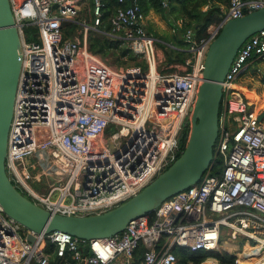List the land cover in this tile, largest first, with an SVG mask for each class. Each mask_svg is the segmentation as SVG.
<instances>
[{
  "label": "built area",
  "instance_id": "1",
  "mask_svg": "<svg viewBox=\"0 0 264 264\" xmlns=\"http://www.w3.org/2000/svg\"><path fill=\"white\" fill-rule=\"evenodd\" d=\"M9 1L23 60L6 172L32 202L73 217L120 206L177 161L211 42L229 20L264 9V0H230L208 38L199 41L193 29L184 34L193 55L184 66L191 71L160 73L157 39L147 32L137 0H118L112 36L124 40L147 71L113 70L89 51L88 31L98 32L102 0H94V26L81 22L82 39H65L63 33L65 24L77 22L79 0ZM162 3L168 9L171 0ZM29 26L37 28L38 41L27 34ZM259 60H264V31L245 42L226 76L215 159L196 185L124 232L89 242L62 232H30L0 206V264H50L54 256L60 264H136L141 247L142 264H179L177 249L222 251L236 257V264H264V122L259 121L264 105L255 91L239 84ZM217 160L222 168L214 174ZM237 238L239 244L233 242ZM46 242L54 245L53 253L44 248ZM208 262L219 264L215 258L203 264Z\"/></svg>",
  "mask_w": 264,
  "mask_h": 264
},
{
  "label": "water",
  "instance_id": "2",
  "mask_svg": "<svg viewBox=\"0 0 264 264\" xmlns=\"http://www.w3.org/2000/svg\"><path fill=\"white\" fill-rule=\"evenodd\" d=\"M264 31V9L229 20L219 29L205 58L203 80L191 110L187 145L181 156L139 194L102 214H53L25 197L6 172L8 135L22 70V42L9 0H0V206L5 214L38 235L54 232L92 241L111 238L153 213L166 200L196 185L212 167L219 135L223 83L242 46ZM264 122V113L259 116ZM30 243L35 242L28 235Z\"/></svg>",
  "mask_w": 264,
  "mask_h": 264
},
{
  "label": "trees",
  "instance_id": "3",
  "mask_svg": "<svg viewBox=\"0 0 264 264\" xmlns=\"http://www.w3.org/2000/svg\"><path fill=\"white\" fill-rule=\"evenodd\" d=\"M163 0H137V3L141 7L143 13L148 14L153 11L155 14L161 15L165 19L169 20L172 29H176V33L173 34L175 42L174 46L177 49L168 48L170 54L168 55L169 65H185L187 60L193 58L192 53L189 52L188 45L184 41V34L188 29H193L197 39L209 37V28L213 25H219L224 16V8H228L230 0H213L211 3L208 0H171L168 9L163 7ZM91 7H93V14L95 12L94 0H90ZM103 7L101 8L102 17L100 23L97 26V31H88V49L89 51L99 57L101 60L109 62L113 61L112 65L117 68H130V67H142L143 70H148L146 63L134 54L129 48L128 44L119 37L112 36V24L111 20L121 7L118 0H102ZM130 3L126 5L129 7ZM208 6V9L206 7ZM206 9V10H205ZM178 21H183V26L180 28L177 25ZM79 21L75 23H67L63 27V33L65 39L72 38L74 33L69 26L79 27ZM94 21L91 24L94 26ZM27 30L33 31L36 35L35 39L38 41V30L33 26L26 27ZM157 39V38H155ZM166 41L167 40H163ZM172 42V41H168ZM157 45H161L157 42ZM177 45V46H176ZM178 45L181 48L178 49ZM163 46V45H161ZM165 47V45L163 46ZM189 71L191 68L189 67ZM189 129L187 130L183 141L182 150L184 151L188 141ZM222 168V162L215 161L213 167V173L216 174ZM44 248L49 252H54V245L50 242L44 244ZM86 252V251H85ZM144 248L141 247L136 252V264H142L144 258ZM175 253L179 257V264H203L209 258H215L219 264H236L237 258L229 255L225 252L211 253L208 251H199L192 253L189 251L176 250ZM50 264H60V260L55 256L52 257ZM205 264H209L205 263Z\"/></svg>",
  "mask_w": 264,
  "mask_h": 264
},
{
  "label": "rangeland",
  "instance_id": "4",
  "mask_svg": "<svg viewBox=\"0 0 264 264\" xmlns=\"http://www.w3.org/2000/svg\"><path fill=\"white\" fill-rule=\"evenodd\" d=\"M80 4V9L81 12L76 19V21H79V27H72L71 30L73 31L74 35L72 38H79L82 39L85 36V29L81 27V22L86 21L89 26H92L91 24L94 21V14H93V7H91L90 0H79ZM216 26V25H215ZM213 28V27H212ZM27 34L31 39H34L36 35L34 34L33 31L27 30ZM156 36V38L164 39L167 41H172L175 42V37L174 35H165V36H160L156 34H153ZM157 52H158V61H159V67L158 71L160 73H184L185 71H188L189 68H186L184 65L178 64V65H169L168 63V55L170 54V51L168 48H164L161 45H157ZM104 64H106L108 67L112 68L113 70H121L125 69L124 67L122 68H117L116 66L112 65L113 61L110 60L109 62L103 61ZM147 71V70H146ZM239 84L247 87L250 91H255L258 96L260 97L262 101V105H264V60H259L256 61L254 66L249 69V72L247 74H244L240 81ZM233 242L235 244H239L241 242V239H233ZM234 246V245H232Z\"/></svg>",
  "mask_w": 264,
  "mask_h": 264
},
{
  "label": "crops",
  "instance_id": "5",
  "mask_svg": "<svg viewBox=\"0 0 264 264\" xmlns=\"http://www.w3.org/2000/svg\"><path fill=\"white\" fill-rule=\"evenodd\" d=\"M222 9L224 10V13L228 10V8H224L222 6ZM147 17L146 20V29L147 32L154 38H156V36H154L153 34L160 35V36H165V35H172L173 33V29L172 26L170 25L169 20L165 19L164 17H162L161 15L155 14L153 11H151ZM215 27V25L211 26L209 28V32ZM197 38V37H196ZM164 40V39H163ZM157 42H160L161 45H165L166 48H173V49H177V47H175L173 42H166V41H162L160 38L157 37ZM174 44V45H173ZM177 46V45H176ZM164 47V48H165ZM188 47V46H187ZM181 48L180 45H178V49ZM178 65V64H177ZM175 66V65H174Z\"/></svg>",
  "mask_w": 264,
  "mask_h": 264
},
{
  "label": "bare ground",
  "instance_id": "6",
  "mask_svg": "<svg viewBox=\"0 0 264 264\" xmlns=\"http://www.w3.org/2000/svg\"><path fill=\"white\" fill-rule=\"evenodd\" d=\"M248 249V248H247Z\"/></svg>",
  "mask_w": 264,
  "mask_h": 264
}]
</instances>
